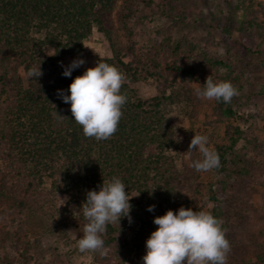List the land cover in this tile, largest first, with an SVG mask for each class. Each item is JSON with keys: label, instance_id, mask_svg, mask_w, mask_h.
I'll return each instance as SVG.
<instances>
[{"label": "trees", "instance_id": "16d2710c", "mask_svg": "<svg viewBox=\"0 0 264 264\" xmlns=\"http://www.w3.org/2000/svg\"><path fill=\"white\" fill-rule=\"evenodd\" d=\"M144 1L0 0V264H71L68 253L48 249L39 233L30 234L28 221L35 216L43 219L40 227L44 230L66 223L77 229L78 238L83 234L87 223L83 215L74 218L71 211L53 212L55 192L68 194L80 206L88 190L98 191L103 182L116 176L126 185L128 195L135 196L129 201L131 223L121 218L119 224L107 226L102 234L104 254L87 251L91 264H143L145 241L158 227L153 218L169 209L175 213L181 206L178 198L194 194L198 177L190 166L192 160H183V172L176 163L189 153L194 134L175 130L162 107L167 99L173 103L180 98L173 91L176 84L189 88L192 76L206 68L196 58L188 71L182 70L186 60L176 50L171 68L169 61L152 57L147 65L141 49L121 39L120 31L135 14V3ZM233 7L239 17L238 31L253 35L262 54L264 0H238ZM95 27L106 34L111 50V56L100 57L96 63L105 61L124 73L121 92L127 97L117 131L100 141L84 136L82 127L72 121L70 104L57 96L58 89L69 94V84L80 75L76 68L64 77L63 60L81 55L84 41ZM223 64L214 56L206 60L215 72ZM39 65L42 76L27 78L26 71ZM170 71L176 75L170 77ZM141 79L154 80L160 94L149 99L138 96L131 84ZM167 89L172 90L170 95H166ZM219 103L222 117L235 116L229 103ZM55 111L66 118L58 120ZM243 134L238 127H227L228 142L216 149L220 158L217 169L229 178H243L245 184L264 185V170L256 177L245 149L238 148ZM221 182L218 194L237 196L230 194L227 182ZM149 205L155 206L152 212L146 210ZM212 214L219 218L214 210ZM227 229L231 244L227 264H248L250 253L236 254V237ZM252 235L255 240H244L245 244L264 247L260 233L252 230ZM263 254L250 259L264 262Z\"/></svg>", "mask_w": 264, "mask_h": 264}, {"label": "rangeland", "instance_id": "374dc122", "mask_svg": "<svg viewBox=\"0 0 264 264\" xmlns=\"http://www.w3.org/2000/svg\"><path fill=\"white\" fill-rule=\"evenodd\" d=\"M238 0H145L135 3V14L124 30L121 39L132 41L142 54L145 55L147 65L152 58L169 61L172 66L174 51L176 55L186 60L183 69L188 71L195 59H202L206 68L200 74L192 76L189 88L183 84H176L174 92L180 98L171 103L169 99L163 104L165 117L173 126L183 119L180 130L195 134H206L210 146L215 149L228 142L227 127H238L244 138L238 142V148H244L247 159L254 175L259 176L264 170V51L260 54L256 48L257 41L253 35L244 36L238 31L239 17L234 9ZM263 49H264V44ZM111 56L110 42L105 33L93 28L91 35L84 41L80 56H66L62 65H68L73 59L82 58L85 63L78 68L80 75L85 69L94 67L100 57ZM208 56H214L223 61V66H217L216 72L212 66L206 65ZM163 62V63H164ZM170 77L176 75L170 71ZM212 76L214 81H230L239 94L234 96L229 105L235 110L234 117L221 116L220 103L215 100H204L195 95V88L203 85L206 77ZM138 96L149 99L160 94L157 83L152 79L139 80L131 84ZM172 93L166 90V95ZM259 95V96H258ZM187 153L184 158L176 161L183 172V160L201 159L198 151ZM194 169V168H193ZM197 186L194 194L189 198L180 197L178 202L193 211L212 210L223 221L222 226L231 228L236 237V254L243 251L248 264H264L260 259H250L264 253V247L259 243L254 246L245 244L244 240H255L253 232L260 233V240L264 244V185L246 183L243 178L232 179L214 168L207 172L196 171ZM221 181L227 182L230 194L235 197H224L217 192L221 189ZM244 185V186H243ZM49 187V183H46ZM244 187L237 192V187ZM210 188V189H209ZM214 193L216 195H214ZM67 196L63 205L59 198ZM59 197V198H58ZM51 204L54 211L67 214L78 210L79 205L72 202L66 193H53ZM222 210L223 214H220ZM220 211V212H219ZM219 213V214H218ZM82 216H73L74 218ZM56 221L55 219H53ZM43 219L35 216L30 218V234H40L42 244L48 249L59 248L68 253L71 264H91L89 252L81 253L76 245L78 231L73 225L58 224V228L42 229ZM57 222V221H56ZM229 230V229H227ZM75 233V235L72 232ZM259 240V241H260ZM264 255V254H263ZM241 257V256H240Z\"/></svg>", "mask_w": 264, "mask_h": 264}, {"label": "clouds", "instance_id": "9594fccd", "mask_svg": "<svg viewBox=\"0 0 264 264\" xmlns=\"http://www.w3.org/2000/svg\"><path fill=\"white\" fill-rule=\"evenodd\" d=\"M84 63L82 58L73 59L67 66L62 65V75L71 76L72 71ZM25 75L27 78L41 77L40 65L29 68ZM125 79L124 73L116 66L98 61L94 67L73 78L67 88L69 94H65L63 89L57 90L58 98L70 104L72 121L82 127L85 137L106 140L117 131L122 106L127 100L121 92ZM238 94V89L230 81H214L211 75L206 77L203 85L195 88L198 98L223 101L225 104L231 103ZM54 115L58 120L66 118L57 111ZM180 121L182 123L177 122L173 126L175 130L182 127L183 119L180 118ZM195 150L202 154L201 159L194 160L190 165L196 171L207 172L220 167L219 154L210 146L206 134L192 136L187 152ZM125 188L122 180L113 176L107 183L103 182L98 191L88 190L85 201L78 210H73V216L82 214L87 221L83 234L76 238L81 253L99 251L103 255L105 243L102 234L107 226L113 222L119 224L121 218H127L131 223L132 205L129 201L135 196L130 197ZM67 199V196L59 198L61 205ZM154 207L149 205L146 210L152 212ZM153 223L158 227L145 241L143 264H227L231 251L230 241L225 235L227 228L222 226V219L211 212L203 209L193 211L191 207L181 205L175 213L169 209L163 215L155 216Z\"/></svg>", "mask_w": 264, "mask_h": 264}]
</instances>
